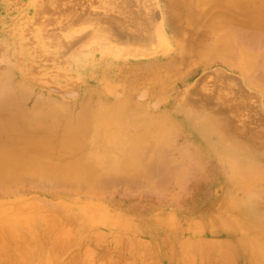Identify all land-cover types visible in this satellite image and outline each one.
<instances>
[{"label":"rangeland","instance_id":"obj_1","mask_svg":"<svg viewBox=\"0 0 264 264\" xmlns=\"http://www.w3.org/2000/svg\"><path fill=\"white\" fill-rule=\"evenodd\" d=\"M0 47V154L43 169L9 179L0 162V264H264V0H0ZM116 108L179 181L104 190L108 172L136 178L104 163L127 155L94 129L63 149L55 119Z\"/></svg>","mask_w":264,"mask_h":264},{"label":"bare ground","instance_id":"obj_2","mask_svg":"<svg viewBox=\"0 0 264 264\" xmlns=\"http://www.w3.org/2000/svg\"><path fill=\"white\" fill-rule=\"evenodd\" d=\"M44 2H45V0H44ZM50 2H53V1H50ZM46 8L47 7L45 6V9ZM45 9L43 8V10H45ZM43 10H41V11H43ZM50 12H51V10H50ZM226 16H228V15H226ZM232 17H233V14H231L229 17H227V19H232ZM220 18H221V16H220ZM222 18H224V17H222ZM236 18H238V16H237V14L235 12V19ZM119 38H120V35H119ZM92 52H93V49H92ZM91 54H93V53H91ZM24 81L26 82V79ZM14 108L16 109V114L19 115L18 108H16V107H14ZM117 109H119V108H116L114 113H101V114L98 113V118H93L91 121H90L89 117L85 116V117H83V119H80V121H78V122H75V123H74V121L73 122L72 121L68 122L69 121L68 120L69 118H68V116H66L67 117V120L64 123L65 125H63L62 122H61L62 118H60L59 120L58 119H55L56 121H54L53 124L56 127V130L55 131H56V133H58L57 135H68V137L71 136V139L69 140L70 142H67L68 143V147H63V149H69V147L71 149H84L88 145L87 143H85L86 140H87V136L89 135L88 132L90 130H93L94 129V131H95V138L93 140H94V143L95 144H98V145L103 146V147H106V148L111 147L110 150H113V151L116 150V151L122 152L124 155H127V156H125V158L123 157L124 160H119V159L116 160L115 158H108L110 160L106 161V159H105L104 160V163H106V162L109 163L110 165L114 166V168L117 169V170H120V167L121 168L122 167L123 168H126L127 167L129 170H131L130 172H132V174H137L136 178L131 179V177H130V179H124L123 180L118 175L116 176L115 173L108 172V174L107 173L106 174H103V176H102L103 177V180H102L101 177L99 179H97V182L102 185V188L104 190H105L104 187L107 186L108 184H111L112 182L115 183V182H118V181H123L126 184H130L132 182L133 184H135L134 186H136V188H142V186H143V187H148V188L151 187L152 189H154L156 186L158 187V185L160 183L164 184V183L169 182L170 180H173L171 178H174V181L173 182H175V179L177 181H179L178 178L181 175V172H180V170H179L178 167L173 166L172 165V162L171 161L169 162L168 159H166V161H164L165 160L164 159V160H162V162H158L157 159L154 158V156H157L158 151L164 150L162 148L163 145L161 144V142L156 143L151 149H148L147 150V148H145V147H143V146H141L139 144V141L141 142V139L143 138V136H141V137H135V135H134V137L132 139H128V138H125L123 136V130L126 128V123H124L123 122V119H122V115H123L122 112L123 111L117 110ZM9 114H11V112ZM11 117H12V115H11ZM217 117H219V116H217ZM17 120H18V118H17ZM206 120L204 121L205 123L202 122V126L204 125V127H206L205 124L207 125V123L209 122V120H207V121ZM6 122H7V120H6ZM6 125H9V123L8 124L6 123ZM207 126H209V125H207ZM217 126H219V125H217ZM219 127H221V126H219ZM219 127H218V129H221ZM223 127L224 126H222V128ZM46 128L48 129L49 126L46 127ZM210 128L211 127H207V130H209L210 132H212V130H210ZM50 129L51 128H49L48 130H50ZM203 129H201V130H203ZM209 131H206V132L208 134H210ZM14 133L16 135L14 134L13 136H20L21 137L20 140H22V143H25L27 145L26 146V150L32 149V151L34 152V150L41 148L42 140H44V139H38V137L41 136V135H39V134L38 135L37 134L34 135L33 134V136H30L31 134L22 133V132L20 133L18 130H16ZM41 133H42V131H41ZM46 133L47 132H45L43 134H46ZM60 133H62V134H60ZM125 133H127V132H125ZM50 134L51 133H49L48 136ZM52 134H54V133H52ZM11 135H9V136H11ZM128 136H129V134H128ZM136 136H137V134H136ZM149 136H151V135L149 134ZM149 136L148 137L146 136V138H149ZM156 136L155 135L154 136H151L152 137V140H153V137H155L154 139H156ZM59 138H60V136H59ZM56 140L54 142H56ZM143 140H145V139H143ZM152 140H149V141H152ZM143 143L145 144V141L144 142L142 141V144ZM222 144H223V142H222ZM234 148L235 147H232L233 150H234ZM236 150H238V149L236 148ZM29 151H27L26 153H29ZM226 151H227V149H226ZM216 153H217V157H218V152H216ZM215 156H216V154H215ZM8 157H10V156H8ZM151 158H153V159H151ZM47 159H49V157ZM2 161L5 162V163H7V164H9L8 166L5 167L6 175H7V177H9V179L12 177V175L13 176L14 175L18 176L19 174H22V173H42L43 172V169L40 168V165L34 164L31 167H27L26 166L27 164H23L22 161H24V160H22L20 162V167L22 169H20V172L21 173H19L18 172V169H15L16 167L20 168L16 164V162H14V160H11V159H8V158H4V155L3 154H0V162H2ZM89 163H90V167L92 169V163L91 162H89ZM221 167H222V169H223V171H224L225 174H229L230 175V173H229V171H228V169H227V167L225 166L224 163H222ZM0 169H1V165H0ZM50 169L53 170V168H51V167H50ZM90 170L89 171L84 170V171H82V174H80V175H83V176L84 175H87V174H89ZM64 173L65 174H68V172H65V171H64ZM69 174H72V173H69ZM80 175H76V176H80ZM225 177H226V175H225ZM163 179H164V181H163ZM224 180L228 183V187H231V190H233L232 188L235 185V181L233 180V177L230 175L227 179H224ZM169 183H171V182H169ZM109 188H111V187L108 186V188H106V189H109ZM248 192L246 193V196H247ZM231 203H233V200H229V202L226 203V205H228V204L229 205L228 206L225 205L226 207H222V208L229 209V206H230ZM239 203L240 204H238V207L236 209L238 211V214L239 215H243L244 213H247L248 214L246 201L239 202ZM254 217H256V216L254 215ZM252 222H254V221H252ZM257 229H258V227H257ZM147 244L149 245V243H147ZM253 244H254L253 242H250V243L249 242H244V240H243V242H240L239 243V245L242 246V247H245V246L246 247H250ZM256 244H257V242H256ZM259 245L260 244H258V246H256V247H259ZM143 247L144 246L142 245V249H143ZM146 247H147V245L144 248V254L145 255H146L145 251L147 250ZM259 248H264V247H259ZM263 251H264V249H263ZM263 251L261 253H263ZM146 252L148 253V250ZM150 255H152V254H150ZM254 255H255V253H254ZM145 257H147V255ZM151 257H150V261H152L151 263H154V260L152 259L153 257L152 258ZM258 257L259 256L257 255V259H258ZM154 259H156V258H154ZM245 259L246 258H244V260ZM241 260H242V258H241ZM261 262H263V261H261ZM251 264H252V262H251Z\"/></svg>","mask_w":264,"mask_h":264}]
</instances>
